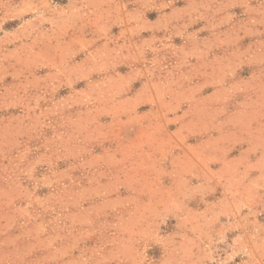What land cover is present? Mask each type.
Returning <instances> with one entry per match:
<instances>
[{
  "label": "rangeland",
  "instance_id": "rangeland-1",
  "mask_svg": "<svg viewBox=\"0 0 264 264\" xmlns=\"http://www.w3.org/2000/svg\"><path fill=\"white\" fill-rule=\"evenodd\" d=\"M0 264H264V0H0Z\"/></svg>",
  "mask_w": 264,
  "mask_h": 264
}]
</instances>
